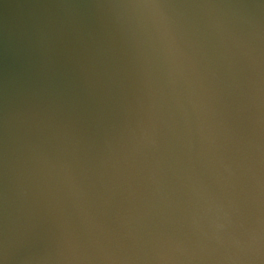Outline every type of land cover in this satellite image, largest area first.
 <instances>
[{"label": "water", "instance_id": "obj_1", "mask_svg": "<svg viewBox=\"0 0 264 264\" xmlns=\"http://www.w3.org/2000/svg\"><path fill=\"white\" fill-rule=\"evenodd\" d=\"M0 264H264V0H0Z\"/></svg>", "mask_w": 264, "mask_h": 264}]
</instances>
